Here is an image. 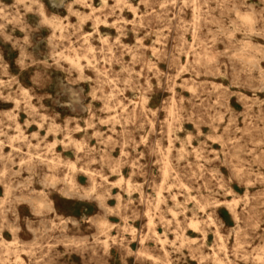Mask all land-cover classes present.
<instances>
[{
	"label": "rangeland",
	"instance_id": "rangeland-1",
	"mask_svg": "<svg viewBox=\"0 0 264 264\" xmlns=\"http://www.w3.org/2000/svg\"><path fill=\"white\" fill-rule=\"evenodd\" d=\"M0 264H264V0H0Z\"/></svg>",
	"mask_w": 264,
	"mask_h": 264
},
{
	"label": "bare ground",
	"instance_id": "bare-ground-1",
	"mask_svg": "<svg viewBox=\"0 0 264 264\" xmlns=\"http://www.w3.org/2000/svg\"><path fill=\"white\" fill-rule=\"evenodd\" d=\"M98 18H99V17H98ZM218 37H219V36H218ZM222 43H223V42H222ZM236 56H237V55H236ZM182 63H183V61H182ZM238 74H239V73H238ZM262 86H263V85H262ZM113 88H114V87H113ZM255 96H256V95H255ZM214 101H215V100H214ZM222 120H223V119H222ZM256 128H257V127H256ZM176 137H177V136H176ZM184 137H185V136H184ZM145 140H146V139H145ZM52 154H53V153H52ZM76 192H77V191H76ZM15 197H16V196H15ZM122 198H123V197H122ZM36 201H37V200H36ZM52 210H53V209H52ZM12 213H13V212H12ZM104 214H105V213H104ZM40 221H41V220H40ZM72 221H73V220H72ZM149 222L151 223L152 221L150 220ZM74 223H75V222H74ZM196 223H197L196 220H193V219L191 220V224H192V225H195ZM49 224H50V223H49ZM27 229H28V228H27ZM33 230H34V229H33ZM33 230H32V232H34ZM156 232H157V231H156ZM154 235H155V234H154ZM155 236H156V235H155ZM2 239H3V238H2ZM33 239H34V238H33ZM16 243H17V242H16ZM130 251H131V250H130ZM20 259H21V258H20ZM12 261H13V260H12ZM257 261H258V260H257ZM170 263H171V262H170Z\"/></svg>",
	"mask_w": 264,
	"mask_h": 264
}]
</instances>
